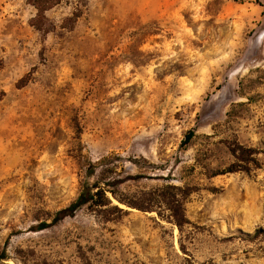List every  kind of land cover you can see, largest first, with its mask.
I'll return each mask as SVG.
<instances>
[{"label": "rangeland", "instance_id": "1", "mask_svg": "<svg viewBox=\"0 0 264 264\" xmlns=\"http://www.w3.org/2000/svg\"><path fill=\"white\" fill-rule=\"evenodd\" d=\"M75 12L43 39L27 0H0L6 262L264 264V153L211 177L229 143L264 150V0H62L47 15ZM128 176L121 197L194 187L190 223L124 205L118 221L84 207L53 222L85 184Z\"/></svg>", "mask_w": 264, "mask_h": 264}, {"label": "trees", "instance_id": "2", "mask_svg": "<svg viewBox=\"0 0 264 264\" xmlns=\"http://www.w3.org/2000/svg\"><path fill=\"white\" fill-rule=\"evenodd\" d=\"M61 1L62 0H27L28 4L36 10L35 16L30 19L29 23L41 34L43 39L50 33L56 32L57 28L72 30L76 21L81 16L80 12H75L72 16L66 17L61 25H57L47 13L58 6ZM25 84L26 79H22L18 83V86L21 88L25 86ZM5 94L4 91L0 92V101ZM193 136L194 133L190 132L186 142H189ZM229 149L235 160L224 169L215 171L211 177L242 171L251 172L253 169L261 168L262 163L259 159V154L264 153V150L257 147H248L237 141L229 143ZM95 167L96 165L94 164L90 166L87 171L89 177L94 174ZM132 178L135 177L128 176L123 179L103 182V184L102 181L85 184L77 199L72 202L70 206L54 214L53 222H59L84 207L95 212L105 221H118L128 213V210L121 206L124 205L128 208L146 212L156 211L159 214H161V208L164 207L173 218L175 224L180 228L190 223L185 215L183 200L196 191L194 187H179L173 184H167L155 191H143L141 196L121 197L118 194L117 188ZM212 190H216V188ZM113 199L119 204H115ZM8 259L9 256L4 248L0 252V264H9L6 262Z\"/></svg>", "mask_w": 264, "mask_h": 264}]
</instances>
